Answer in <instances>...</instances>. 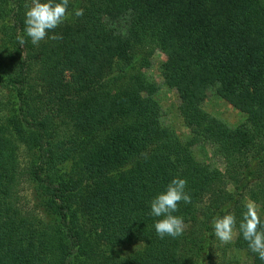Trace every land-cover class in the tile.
<instances>
[{"label": "trees", "instance_id": "16d2710c", "mask_svg": "<svg viewBox=\"0 0 264 264\" xmlns=\"http://www.w3.org/2000/svg\"><path fill=\"white\" fill-rule=\"evenodd\" d=\"M25 3L0 0V264H85L101 242L143 245L99 264H211V223L222 209L237 218L233 248L264 264L238 231L246 198L264 202V0H69L68 11L83 15L48 33L62 39L33 45L25 35L21 46ZM150 44L165 53L161 74L179 95L186 138L160 120L143 70ZM209 88L246 121L231 127L209 114ZM14 138L35 153L29 167L19 165ZM205 141L224 171L195 156ZM24 177L36 182L49 226L17 200ZM175 177L191 196L174 213L185 231L161 239L150 201ZM220 264L241 263L224 251Z\"/></svg>", "mask_w": 264, "mask_h": 264}, {"label": "rangeland", "instance_id": "374dc122", "mask_svg": "<svg viewBox=\"0 0 264 264\" xmlns=\"http://www.w3.org/2000/svg\"><path fill=\"white\" fill-rule=\"evenodd\" d=\"M30 3V0H27ZM13 0H9V3L12 4ZM74 18V15L71 17ZM9 19V23L12 24L13 20L11 16L7 17ZM3 19L0 18V25H2ZM145 52L149 59V65L144 68L143 70L149 76V78L154 82L156 85V92H154L153 97L157 101L160 111H161V122L164 125L171 127L178 136L181 138H186L190 135V129L185 125L180 112H179V104L180 98L179 95L174 87L169 86L166 84L164 78L161 74V66L162 63L165 61V53L155 44L146 45ZM36 78V76H34ZM37 88L39 87V81L35 82ZM43 83V82H42ZM41 83V84H42ZM8 91L3 90L1 95L6 97ZM5 99H3L4 101ZM203 108L212 116L220 119L227 125L234 127L238 124L244 123L246 121V116L241 112L239 109L235 108L232 104L228 101L223 99L222 97L218 96L214 90V88H209L206 92V97L202 102ZM1 112V116L5 117L7 114V110L4 109ZM1 117V119H3ZM65 130V126L61 127V131ZM14 143L16 147L17 159L19 165L21 167L30 166L32 162L36 161L35 153L28 149L22 141L14 138ZM193 151L195 156L203 162L210 164L211 166L224 171L226 161L225 159L218 154L213 145L205 141L203 143H199L193 147ZM77 170V169H76ZM71 170L70 173H67V178H72L79 182V175L76 173L78 171ZM35 181L30 180V178L24 177L17 186V200H19L20 204L25 208V210L30 211V214L36 215L39 224L42 227L45 225L49 226L51 223V218L44 214L43 210L37 206L38 200L35 195ZM82 187L88 190L93 186V183L87 177L81 179ZM229 189H232V186L229 184L227 186ZM66 188V186H65ZM66 197L69 198L67 195ZM70 199V198H69ZM254 202L250 200L248 197L246 198V202ZM257 206L258 213L261 218H264V202H254ZM39 218V219H38ZM237 236V230H234V240ZM95 240V239H94ZM92 240V241H94ZM53 242V241H52ZM51 242V244H52ZM54 243V242H53ZM232 243L223 244L221 243L216 237L213 239L212 244V258L211 264H220L222 255L224 251L226 255H233L238 258V261L241 264H251L252 257L246 250H236L233 248ZM50 244V243H49ZM48 244V245H49ZM56 247V244H54ZM142 242H135L134 244H124L114 247H109L104 243L96 244V248L92 249V253L94 254L93 257L89 258L85 264H99L100 262L104 261L103 259H108L113 256H129L131 253H134L136 250L142 247ZM51 248L54 250V258L58 260V249L55 248L53 245H50ZM112 252V253H111ZM96 253V254H95ZM111 253V254H109ZM70 258H67L69 261ZM72 262V260H71ZM73 264V263H72Z\"/></svg>", "mask_w": 264, "mask_h": 264}, {"label": "clouds", "instance_id": "9594fccd", "mask_svg": "<svg viewBox=\"0 0 264 264\" xmlns=\"http://www.w3.org/2000/svg\"><path fill=\"white\" fill-rule=\"evenodd\" d=\"M69 0H30L25 3L24 35L17 33L16 39L19 45L26 43L25 35L30 38L33 45H38L46 37L52 40L62 39L60 35L48 33L68 20L73 14L76 17L83 15L82 8H73L68 11ZM7 23V20L2 21ZM71 162H66L70 167ZM187 181L184 178L175 177L167 184L165 191L158 193L150 201V214L158 219L154 222L156 234L161 238L166 236L177 238L185 231V223L182 216L174 215L179 209L178 204L183 201L191 203V196L185 191ZM238 225L239 234L248 243L251 252L257 254L264 261V221L258 213L254 202H246ZM223 215L213 218L211 227L214 236L223 244L234 240V230L237 229V218L231 212L222 209Z\"/></svg>", "mask_w": 264, "mask_h": 264}]
</instances>
